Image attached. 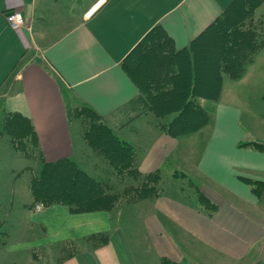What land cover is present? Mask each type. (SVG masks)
Returning a JSON list of instances; mask_svg holds the SVG:
<instances>
[{
	"label": "crops",
	"instance_id": "obj_1",
	"mask_svg": "<svg viewBox=\"0 0 264 264\" xmlns=\"http://www.w3.org/2000/svg\"><path fill=\"white\" fill-rule=\"evenodd\" d=\"M99 1L0 0V117L19 114L31 121L43 161L76 162L81 142L72 113L87 107L136 150L141 174L170 166L197 186L213 209L197 198L191 202V196L171 195L147 207L140 226L150 252L148 264L162 259L264 264V148L240 146L264 145V12L256 13L264 1L249 21L258 44L252 60L237 79L223 73L217 101L198 100L207 123L178 137L161 129L174 115L167 121L144 113L139 88L122 62L156 26L165 31L174 52L189 50L235 0ZM13 12L23 15L20 30L7 22ZM250 181L261 189L255 191ZM8 191L6 210L11 211L15 184ZM22 205L28 212L23 231L40 229L41 235H28L8 246L11 250L76 245L107 235L103 244L80 248L52 264H142L109 212L73 214L54 205L35 214L30 202Z\"/></svg>",
	"mask_w": 264,
	"mask_h": 264
},
{
	"label": "trees",
	"instance_id": "obj_2",
	"mask_svg": "<svg viewBox=\"0 0 264 264\" xmlns=\"http://www.w3.org/2000/svg\"><path fill=\"white\" fill-rule=\"evenodd\" d=\"M263 1L235 0L229 9L190 43L189 50L174 52L165 31L156 26L123 60V68L139 88L138 100L144 104V113L151 112L156 118L174 115L169 122L161 126L168 135L178 137L199 130L208 121L206 111L198 103L199 98L217 101L223 73L232 79L242 75L244 66L252 60L258 45L256 32L249 27V21L254 9ZM208 33L213 34L207 37ZM153 50L155 56L146 58L147 52ZM190 53L193 61L190 59ZM158 62L159 67L154 74L153 69L148 67ZM208 69L212 71L210 81L199 77L201 72L206 73ZM73 111H76V118L84 117V113L88 114L85 117L90 126L84 137L93 138L94 134L97 138L95 141H99L100 151L114 176L121 177L123 173H127L144 179V183L150 180L156 182L160 170L141 174L138 170L136 150L127 142L118 139L108 127L93 123V119L102 122L100 116L87 107L75 108ZM4 117L3 130L10 131L18 143H32L38 150L42 169L29 186L33 205L36 202H42L45 206L63 205L74 214L109 212V209H106L109 205L106 202L111 196L110 191H107L109 186L89 177L69 159L43 161L31 121L19 114H6ZM240 146L264 148V145L249 142L241 143ZM179 175L183 176L181 173ZM109 183L112 184L111 181ZM250 184L255 191L262 187L260 183L250 181ZM197 195L200 204L213 209L199 191ZM106 236L97 237V240H94L95 246L103 244ZM66 246L74 248L76 245L68 243ZM73 251L68 255L65 253V259L72 255ZM160 264L175 263L162 259Z\"/></svg>",
	"mask_w": 264,
	"mask_h": 264
},
{
	"label": "rangeland",
	"instance_id": "obj_3",
	"mask_svg": "<svg viewBox=\"0 0 264 264\" xmlns=\"http://www.w3.org/2000/svg\"><path fill=\"white\" fill-rule=\"evenodd\" d=\"M263 12L264 5L256 13L260 14ZM210 34L208 33L206 36L210 37ZM149 56L153 58L155 56V50L148 51L146 58ZM154 67L156 68L154 69ZM157 67H159V62L148 68L150 70L153 69L152 72L155 74ZM199 77L210 81V79L212 80V71L208 69L206 73L201 72ZM82 107L78 106L76 109H81ZM75 112L72 114V119L79 126L81 157L79 161L73 162L76 167L84 171L89 177L103 184L105 183L104 185L110 187L107 188V191H110L113 197L110 196L109 201L106 202L109 204L106 206V209H109L114 224L123 226V230L126 232L133 250L138 256V261L142 264H148L150 262L148 257L150 252L140 226L141 219L147 214V207L156 198L163 195L179 196L181 198H189L191 196L189 200L194 202L195 198L198 197L197 191L199 189L184 178V176L173 171L170 166H165L160 169L158 178L156 177V182L150 180L148 183H144V179L136 178L127 173H123L121 177L119 175L114 176V172L107 165L104 155L100 151L101 145L99 141H95L97 138L94 137V134L93 138L84 137V134L90 126V122L85 117L88 114L84 113V117L76 118ZM171 117L165 116L163 119L168 121ZM4 119L5 117L2 114L0 117V221L5 220L7 223L0 222V264H10L12 262L16 264L58 263L66 260L65 253L68 255L73 250V252H78L80 248L89 249L90 247H94L96 245L93 242L94 240L86 239L82 244H76L74 248L68 247L65 244H57L50 245L44 249H9L10 247L8 246L18 245L29 236L37 237L41 235L40 229H36L34 232L30 230L31 232L27 234H25V230L23 231L21 222L25 220L28 212L23 209L22 204L27 203V201L30 202L35 214H38L41 209L50 206H45L42 202H36L33 205V196L29 186L31 180L36 175L38 176L42 169L37 148L32 143L31 145L28 142L23 145L20 142L18 143L17 138L12 137L10 131L3 130L2 125ZM96 122L107 127L104 121L99 122L97 119H93V123ZM247 122L248 119H245V123ZM110 181L112 183L111 185L109 183ZM12 183L13 185L15 184V205L10 211L6 210V208L10 203L11 196L8 190Z\"/></svg>",
	"mask_w": 264,
	"mask_h": 264
},
{
	"label": "built area",
	"instance_id": "obj_4",
	"mask_svg": "<svg viewBox=\"0 0 264 264\" xmlns=\"http://www.w3.org/2000/svg\"><path fill=\"white\" fill-rule=\"evenodd\" d=\"M100 0L99 2H101ZM91 11H89L86 15L88 16ZM7 22L13 30H20L24 26V18L20 12H13L7 16Z\"/></svg>",
	"mask_w": 264,
	"mask_h": 264
}]
</instances>
